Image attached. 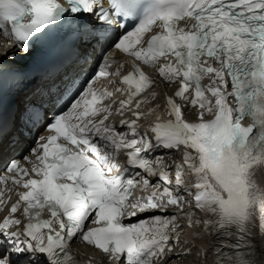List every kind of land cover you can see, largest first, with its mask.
Returning a JSON list of instances; mask_svg holds the SVG:
<instances>
[{"label":"snow or ice","instance_id":"1","mask_svg":"<svg viewBox=\"0 0 264 264\" xmlns=\"http://www.w3.org/2000/svg\"><path fill=\"white\" fill-rule=\"evenodd\" d=\"M0 34L20 53L0 66L61 37L86 46L39 103L0 107V264H81L76 241L117 264H161L192 227L212 237L205 264H264V0H0ZM144 66L179 88L170 119L141 132L158 96ZM174 151L173 181L158 168Z\"/></svg>","mask_w":264,"mask_h":264},{"label":"bare ground","instance_id":"2","mask_svg":"<svg viewBox=\"0 0 264 264\" xmlns=\"http://www.w3.org/2000/svg\"><path fill=\"white\" fill-rule=\"evenodd\" d=\"M12 52H17L15 49L11 51ZM17 55H20L19 52H17ZM125 74L127 72H124ZM173 84L168 85V89H172ZM162 90V87H160ZM153 109H157L152 115H149L146 120L141 121L142 127H141V132H143L152 122L156 121H163L167 122L169 119L166 110L161 104V101L157 98L156 100L152 101L151 103L146 104L143 107V111L145 113L152 112ZM198 115L197 109H187L184 111V117L187 118L190 122H198V119L196 117ZM128 119H131V115L129 114L127 117ZM117 127L119 128V118H116L115 120ZM161 155V154H160ZM180 156H182L179 152L174 151L171 156L169 157H164V161L169 164V168L167 171H169L173 177H175V169H176V164L181 163ZM121 159H124L123 157ZM1 161V160H0ZM192 176L188 173L185 172V179L187 181H191ZM263 175L261 173L260 177V186L264 187V184L261 183L263 180ZM2 220V218H0ZM203 228H197V227H192V228H185L179 235H180V247L177 248L174 252L170 253L168 258L163 260L161 264H169V261H172L173 264H205L204 259L202 258V251L205 248L210 249L212 245V237L211 236H205L203 240L197 239V234L202 233ZM255 243L258 245V249L260 252V259L262 262H264V242L260 241L257 239ZM187 249H191V254L185 256L183 259H177V253L185 252ZM89 251V250H88ZM84 252V251H82Z\"/></svg>","mask_w":264,"mask_h":264}]
</instances>
